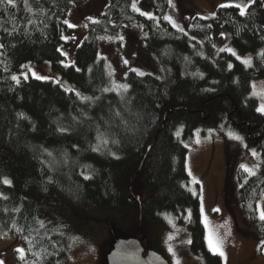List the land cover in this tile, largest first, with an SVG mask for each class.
<instances>
[{"label": "trees", "instance_id": "obj_1", "mask_svg": "<svg viewBox=\"0 0 264 264\" xmlns=\"http://www.w3.org/2000/svg\"><path fill=\"white\" fill-rule=\"evenodd\" d=\"M86 1L0 0V239L5 232L20 239L26 252L19 264H61L99 221L149 249L165 213L182 219L188 212L192 252L222 264L207 248L200 194L189 188L186 164L194 131L222 125L260 151L255 174L238 172L239 201L264 239V113L251 94L252 79L264 78V0L217 9L215 24L239 51L254 54L252 66L225 51L203 54L194 34L211 47L214 22L198 18L193 33L181 30L166 19L171 0H107L72 52L67 20ZM133 22L142 25L156 70L132 69L124 82L113 81L97 37ZM47 61L82 95L52 80L12 78L26 63Z\"/></svg>", "mask_w": 264, "mask_h": 264}, {"label": "rangeland", "instance_id": "obj_2", "mask_svg": "<svg viewBox=\"0 0 264 264\" xmlns=\"http://www.w3.org/2000/svg\"><path fill=\"white\" fill-rule=\"evenodd\" d=\"M252 1L171 0L167 16L176 27L187 33H193L194 22L198 18L210 22L211 25L214 22L211 47H208V43L206 46L205 38L197 33L194 34L198 41L205 44L204 48L202 46L203 54L215 56L218 52L225 51L246 66H252L254 54L239 51L232 44L230 33L221 23L215 24V20L219 19L217 9L220 6L234 4L245 9ZM106 6L107 0H87L84 4L73 8L67 20L68 25L74 30L72 36L75 41L71 47L72 52L87 36L91 23L103 17ZM136 9L149 17L155 15L151 9L139 8L137 5ZM142 32V25L133 22L117 34L99 33L97 38L100 57L106 62L113 81L124 82L128 71L132 69L138 72L156 70L154 61L142 44V37L145 34ZM13 77H16L14 79L16 82L42 77L38 79L52 80L67 90H73L82 95L74 84L53 71L49 61L40 65L26 63L21 71L12 75ZM251 94L258 99L259 110L261 106H264L263 77L252 79ZM237 136L240 139H236ZM186 144L189 188L200 194L207 248L221 257L222 264H264V239L257 237L253 224L241 209L238 177L241 169L245 170L248 176L257 172L261 159L260 151L248 148L241 133L231 125H222L207 132L196 129ZM262 210H264V192L258 202L259 219ZM188 218V212L182 215V219L173 212L165 213L164 223L159 226L157 232L151 237L152 240L149 241V249L163 255L169 264H206L203 257L191 250V236L187 228ZM100 222H97L98 229L93 237L74 242L70 246L67 258L61 264H108V254L115 240L127 236L113 226ZM213 245H218L219 250L213 251ZM220 251L223 255H220ZM25 252L26 249L20 239L9 232L2 234L0 260L3 264H19L17 256H23Z\"/></svg>", "mask_w": 264, "mask_h": 264}, {"label": "water", "instance_id": "obj_3", "mask_svg": "<svg viewBox=\"0 0 264 264\" xmlns=\"http://www.w3.org/2000/svg\"><path fill=\"white\" fill-rule=\"evenodd\" d=\"M141 210L140 205L139 221L142 218ZM108 264H169V262L157 251L148 249L140 239L121 237L115 240L114 246L108 254Z\"/></svg>", "mask_w": 264, "mask_h": 264}, {"label": "snow or ice", "instance_id": "obj_4", "mask_svg": "<svg viewBox=\"0 0 264 264\" xmlns=\"http://www.w3.org/2000/svg\"><path fill=\"white\" fill-rule=\"evenodd\" d=\"M7 2L8 3H12L13 0H7ZM133 7H135V5H133ZM241 14H243V10H242V13ZM145 15H147V14L145 13ZM166 19H169L170 20L171 18L170 17H166ZM245 62L248 63L249 61H245ZM37 78H42V77H37ZM13 79H16V77H13ZM259 111L264 112V106H261V108L259 109ZM230 135H231V133H230ZM236 139H240V137L237 136ZM246 170H247V168H246ZM5 182L7 183V181H5ZM260 219L262 221H264V210H262L260 212ZM212 247H213V251H218L219 250V246L218 245H213ZM20 251L22 252L23 250L21 249ZM220 255H223V252L222 251H220ZM0 264H3V261H0Z\"/></svg>", "mask_w": 264, "mask_h": 264}]
</instances>
